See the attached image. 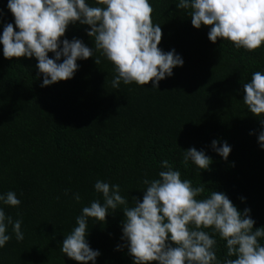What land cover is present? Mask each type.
<instances>
[{
  "label": "trees",
  "instance_id": "16d2710c",
  "mask_svg": "<svg viewBox=\"0 0 264 264\" xmlns=\"http://www.w3.org/2000/svg\"><path fill=\"white\" fill-rule=\"evenodd\" d=\"M149 2L153 23L162 28L159 47L174 49L184 61L159 89L153 82L113 88L114 65L99 52V66L95 56L78 60L73 78L42 87L37 59H6L0 43V195L13 191L21 201L19 207H0L22 220L24 233L18 242L8 226L12 238L0 248V264H78L60 248L82 208L102 202L95 182L119 184L130 205L133 197L142 202V181L158 178L163 160L193 187L204 184V197L222 192L242 213L250 209L254 228L264 227V148L258 142L264 124L243 103V84L254 72L264 73V45L249 52L227 40L213 43L210 27L195 28L188 11L177 7L179 0ZM8 23L15 26L14 16L8 0H0V36ZM88 30L70 24L61 40L80 39L95 51ZM214 140L231 147L227 160L213 149ZM193 147L211 158L209 170L181 163ZM124 219L120 209L110 211L106 223L90 218L87 242L100 253L95 264H134L127 247L118 250L125 244ZM213 238L223 261L226 242L218 234ZM259 241L264 245V238Z\"/></svg>",
  "mask_w": 264,
  "mask_h": 264
},
{
  "label": "clouds",
  "instance_id": "9594fccd",
  "mask_svg": "<svg viewBox=\"0 0 264 264\" xmlns=\"http://www.w3.org/2000/svg\"><path fill=\"white\" fill-rule=\"evenodd\" d=\"M177 7L188 11L195 28L209 26L208 38L213 43L227 40L236 49L249 52L264 45V0H179ZM8 8L15 26H4L0 36L3 56L9 60L35 57L43 75L42 87L73 78L79 68L77 61L87 60L96 52L114 65L111 85L115 89L121 82L139 86L153 82L152 88L159 89L160 81L184 64L174 49L165 53L159 47L162 28L153 23L154 9L149 0H94L91 6L86 0H8ZM77 22L90 26L87 35L94 39L95 51L80 39L61 40L68 26ZM50 52L54 59L49 58ZM62 57L63 62L58 63ZM95 62L99 66V56H95ZM243 92V103L264 124V73L254 72L250 82L243 84ZM258 142L264 148V131L259 133ZM218 145V141L212 142L213 149L227 160L231 147L227 142ZM189 161L198 170H209L212 163L195 147L184 151L181 163L187 167ZM160 167L163 170L158 178L142 181V202L133 197L131 205L121 195L119 184L97 180L94 188L102 194V202L96 199L82 208L61 252L78 264H95L100 253L87 242L90 218L106 223L109 212L120 209L125 216V244L118 250L127 247L134 264H264V245L259 241L264 238V227L254 228L250 209L242 213L222 192L211 191L204 197V184L193 187L192 181L182 179L181 172L168 160H163ZM74 199L81 202L79 193ZM0 204L19 207L21 201L9 191L0 195ZM9 225L16 240L22 242V220H14L0 207V248L12 238L7 234ZM206 229H212V233ZM216 234L226 242L223 261L215 251Z\"/></svg>",
  "mask_w": 264,
  "mask_h": 264
}]
</instances>
